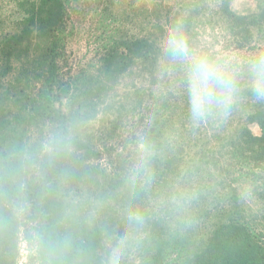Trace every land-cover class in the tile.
Returning <instances> with one entry per match:
<instances>
[{
  "label": "trees",
  "instance_id": "1",
  "mask_svg": "<svg viewBox=\"0 0 264 264\" xmlns=\"http://www.w3.org/2000/svg\"><path fill=\"white\" fill-rule=\"evenodd\" d=\"M62 1L29 2L18 30L0 49V264H16L17 231L24 226L27 237L33 241L32 232L39 229L40 219L44 217L51 219L49 225L61 221V218L68 224L65 239L52 231L51 240L41 238L40 244L35 246V256L29 255L30 259L45 257L48 264H69L77 260L102 264L105 259L98 251L102 249L104 237L112 234L111 229L116 226L119 231H113L118 234L129 224L142 227L138 217L144 227L154 233L167 227L174 217L179 219L177 223L185 231L182 235L178 232L177 238V249L183 254L181 264H264L261 231L255 230L254 234L242 222L244 210L240 197L235 186L227 184L230 165L241 166V176L247 169L246 173L255 177V198L264 218V182L255 172V169H264V99L257 98L255 93L247 115L238 123L228 122L232 129L228 137H207L206 133L195 132L196 124L192 113L188 112V98L183 101V106L167 109L170 107L167 97L170 92L154 95L155 91L150 87L161 74L164 82L171 83L170 75L173 74L169 69L177 68L181 62L165 51L164 42L169 33H163L165 30L160 24L151 26L154 31H148L143 38L111 45L101 54L95 73L66 78L60 61V35L65 33L66 24ZM260 1L257 0L252 14L245 17L231 10L230 0H221L220 18L235 44L241 36L245 38L251 34V25L261 30L264 4ZM173 19L170 30L179 26L188 43L192 39L191 12L185 14L184 11ZM172 61L176 64L172 65ZM134 68L149 84L143 114L151 117L146 120L143 145L146 149H157L151 156H146L142 183L122 179L114 172L108 175L105 169L92 166L104 150L100 152L72 131L75 119L87 122L90 113L98 107L109 113L116 107L112 105L116 99L117 80ZM172 83L175 88L174 81ZM158 103L162 106L159 107ZM122 108L123 105H119V109ZM219 110L217 107L216 111ZM116 122L115 130L118 128ZM251 124L259 128L258 136L249 129ZM170 128L179 133L181 140L166 142L165 131ZM138 145L136 143V148ZM171 145L182 152V158L176 157L179 152L160 153L173 151ZM225 146L230 150V158H235L233 163L226 164L225 167L229 165L226 169L217 158ZM149 162L162 164V172L172 178L165 182L161 176L152 180L150 173H146L147 168L151 170ZM203 168H206L204 173ZM95 176L99 178L101 194L92 196L91 200L98 205L89 203L87 209H82V203H71L66 218L61 213L58 215L59 189L67 184L88 183ZM192 182H195V188H192ZM226 184L230 196L227 192L224 204L219 205L216 200V204H205L210 195L218 191L217 186H222L224 191ZM193 190L191 200L183 198L185 191L191 193ZM173 197L177 200L176 206L170 202ZM151 201L159 208V214L152 213L148 219L145 211L151 208L148 206ZM90 208L96 212L95 218H87ZM191 219L206 223L208 229L206 227L205 234H201L199 246L194 240L189 251L192 237L188 234L194 228L201 230L198 226H192L190 231L185 229V223ZM61 239L65 241L61 242V245L64 243L61 254L55 250L50 253L51 249L47 248L52 245L48 243ZM44 241L48 243L44 244Z\"/></svg>",
  "mask_w": 264,
  "mask_h": 264
},
{
  "label": "rangeland",
  "instance_id": "2",
  "mask_svg": "<svg viewBox=\"0 0 264 264\" xmlns=\"http://www.w3.org/2000/svg\"><path fill=\"white\" fill-rule=\"evenodd\" d=\"M32 1L36 0H0V49L7 44L12 34L18 30L19 23L22 22V18L26 13V6ZM62 2L66 24L65 33L60 35L62 44V58L60 61L64 77L73 79L95 73L98 70V61L101 54L111 45L143 38L148 34V31H154L151 26L157 27L159 24L164 27L165 32L163 33H169L173 25V16L181 15L184 11L185 14L191 12L193 23L191 27L192 39L187 43L189 49L196 55H204L215 61L222 69L232 73L236 81V90L232 93L231 102L227 108H220L219 111H216L217 107H213L203 119H194L192 116L196 124L194 126L195 132L206 133L207 137H211V135L213 137L214 135L222 136V138L228 137L230 135L228 133L232 130L227 125L228 122L238 123L244 118V115H247L249 106L252 104L251 100L255 98L250 62L254 58L264 55V17L260 31L256 29L257 27L251 25L249 28L251 34L245 38L241 36L238 43L235 44L229 30L226 29L220 18L221 0H63ZM260 2L264 4V0ZM256 5L257 0H230L231 10L245 17L252 14ZM171 64L176 63L172 61ZM169 70L172 71L173 75L170 76L175 83V88L172 81L169 84L164 82L165 79L161 74L159 77L157 76L153 85L150 84L152 90L155 91L154 95L170 92L167 96L170 107L167 109L183 106V101L188 98V112L192 113L187 62L181 60L177 68L172 70L170 68ZM114 89L116 104L113 103L112 106L116 107L110 113L109 111L107 113L101 106L98 107L95 112L90 113L87 122H83L78 118L75 119L72 131L89 145L91 144L92 147L98 148L100 152L104 150L100 158L92 162V166L105 169L108 175H110L109 172H114L115 176L122 179L128 178L127 180L142 183L145 179V169L143 167L145 162L147 164L146 156H151L157 151L155 147L153 150L151 148L146 149L142 141L146 120L151 117L148 114H143L146 110L144 106L147 103L146 97L149 84L145 81L143 75L139 73V70L134 68L130 72L124 73L120 80H117ZM244 90H247V92L244 93ZM139 100L141 103H139ZM119 105H123V108L119 109ZM158 105L161 107L162 103H158ZM142 116H144L143 121L140 120ZM115 121H117V130L114 129L116 127L114 125ZM249 129L254 136H258L260 133L256 124L249 125ZM165 133L166 142L170 141L169 139L174 142L181 140L179 133L174 132L172 128L167 129ZM131 135L134 137H131ZM136 143L139 144L137 148ZM170 149L173 151L164 150L160 153L173 154L179 152L172 145ZM181 154L180 151L176 157L182 158ZM230 156V150L228 146H225L221 149V154L217 155V158L219 157L218 160L220 159L225 167L229 161L233 163L232 159H235L233 157L231 159ZM149 163L151 164V162ZM153 168L158 169V173ZM150 169L147 168L146 173L148 175L150 173L149 176L152 180H156L161 176L163 182H165L172 178L168 173L164 174L162 172V164L152 163ZM205 170L206 168H203L202 173ZM241 170L242 168L238 164L233 163V165H230L229 173L231 175L227 178V184L235 186L234 188H236L240 197L244 210L242 222L254 234L255 230L256 232L261 231L260 236L264 239V221H262L264 218L261 215L263 213L259 211V204L255 198V177L252 174L248 175L246 173L247 169L243 171L245 175L241 176L239 174ZM255 172H258L260 181L264 182V169H255ZM96 176L99 177L100 175L97 174ZM96 176L88 183L67 184L65 187L60 188L57 192V200L60 205L56 213L58 215L61 213L64 218L71 203H82L83 206L80 205L82 209H87L89 203L91 206H97L98 203L91 200V198L101 194L98 187L99 178ZM127 180L125 183H128ZM225 181L223 182L225 183ZM194 183L192 182V188L196 187ZM227 184L224 185V191L222 186L215 185L218 191L210 195L205 204H216V201L219 205L224 204L223 199L227 192L230 196V188H225ZM193 192L195 191L193 190L191 193L185 191L182 196L191 200L194 196L192 195ZM150 198L153 199L152 196ZM170 202L175 206L177 204L174 197ZM148 206H151L150 209L148 208L145 211L148 214V219L151 218L152 213L153 215L159 214V208L155 207L156 205L152 201ZM90 210L87 218H95L96 212L91 208ZM175 210L177 209L175 208ZM174 218L175 220L172 219L167 227L156 230L155 233L144 227L140 217L137 219L142 223L143 228L133 227L129 224L122 229L120 234L114 232L115 230L119 231L117 226L115 229H111L112 234L104 237L100 246L102 249L98 251L100 257L105 259L102 264H181L183 254L177 249L179 245L177 238L179 237L178 232L182 235L185 231L179 227L177 223L179 219ZM50 220L48 217L40 219L39 229L32 232L33 241L27 237L24 226L17 231L16 251L18 256L16 264H48L45 257L30 259L29 255L35 256L33 255L37 251L35 246L40 244L41 238L45 241L51 240L50 233L52 231L65 239L68 228L65 220L61 218V221H54L53 225H49ZM192 226H198L201 230L194 228L191 234H188ZM205 228L207 230L208 225L206 226V223L200 220L192 221L191 219L185 223V229H189L186 233L189 237H192L190 239L191 245L188 246L189 251L193 247L194 240H196V246H199L200 238H202L201 234L206 232ZM62 239L50 243L44 241V244L48 243L53 246L54 249L52 246L47 248L51 249L50 253L56 251L61 254V246L64 244L61 245V242H65ZM69 264L88 263L84 260H77L75 262L71 261Z\"/></svg>",
  "mask_w": 264,
  "mask_h": 264
},
{
  "label": "clouds",
  "instance_id": "3",
  "mask_svg": "<svg viewBox=\"0 0 264 264\" xmlns=\"http://www.w3.org/2000/svg\"><path fill=\"white\" fill-rule=\"evenodd\" d=\"M164 49L174 59L188 64L191 112L194 119H203L213 107L227 108L236 81L232 73L225 71L219 64L204 55L194 54L188 47L179 26L170 30L164 42ZM253 75L252 87L257 98L264 99V55L250 62Z\"/></svg>",
  "mask_w": 264,
  "mask_h": 264
}]
</instances>
